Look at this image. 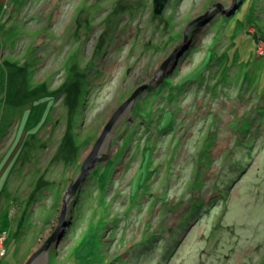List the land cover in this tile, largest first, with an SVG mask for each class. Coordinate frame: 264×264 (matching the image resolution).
<instances>
[{"label":"rangeland","instance_id":"374dc122","mask_svg":"<svg viewBox=\"0 0 264 264\" xmlns=\"http://www.w3.org/2000/svg\"><path fill=\"white\" fill-rule=\"evenodd\" d=\"M0 264H264V0H0Z\"/></svg>","mask_w":264,"mask_h":264},{"label":"water","instance_id":"95a60500","mask_svg":"<svg viewBox=\"0 0 264 264\" xmlns=\"http://www.w3.org/2000/svg\"><path fill=\"white\" fill-rule=\"evenodd\" d=\"M85 173H87V172H85ZM84 176H85V175H82L80 179H81V180L84 179ZM65 213H66V212H65ZM65 213H63V215H62V220H61V223L59 224V227L62 226V225L65 223ZM56 236H57V235H53L51 239L56 238Z\"/></svg>","mask_w":264,"mask_h":264},{"label":"bare ground","instance_id":"6f19581e","mask_svg":"<svg viewBox=\"0 0 264 264\" xmlns=\"http://www.w3.org/2000/svg\"><path fill=\"white\" fill-rule=\"evenodd\" d=\"M84 178H87V174L84 176ZM79 181H82V180L79 178L78 182H79Z\"/></svg>","mask_w":264,"mask_h":264}]
</instances>
